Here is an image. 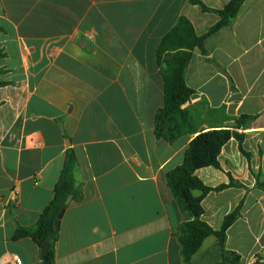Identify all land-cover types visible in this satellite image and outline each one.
<instances>
[{
	"label": "crops",
	"instance_id": "0c3cea01",
	"mask_svg": "<svg viewBox=\"0 0 264 264\" xmlns=\"http://www.w3.org/2000/svg\"><path fill=\"white\" fill-rule=\"evenodd\" d=\"M200 1L221 10L231 0ZM182 16L199 35L221 19L193 0H0V259L44 264L38 243L15 233L38 222L74 151L82 198L65 210L55 264H234L213 236L184 260L187 217L167 174L196 135L169 143L155 134L165 104L158 48ZM206 49L186 73L196 94L185 107L199 106L198 132L234 127L208 108L256 118L238 130L249 157L233 138L219 168L196 172L210 187L244 186L211 192L203 220L219 230L243 201L225 250L238 264H264V190L255 176L264 180V0H246Z\"/></svg>",
	"mask_w": 264,
	"mask_h": 264
},
{
	"label": "trees",
	"instance_id": "16d2710c",
	"mask_svg": "<svg viewBox=\"0 0 264 264\" xmlns=\"http://www.w3.org/2000/svg\"><path fill=\"white\" fill-rule=\"evenodd\" d=\"M245 1L231 0L223 9L217 10L209 8L200 0H193V3L200 5L204 12L218 14L220 21L206 33L199 35L192 21L182 16L165 35L158 48V64L164 83L165 104L155 117L156 137L159 141L172 143L186 134L196 135L185 153L183 164L167 174V182L173 196L187 217L180 227L182 255L186 262L191 261L204 242L212 236L217 239L223 257L227 256L228 260L230 256L234 257V264H238L240 259L238 255L227 252L225 244L229 228L241 216L243 201L224 218L219 230H214L203 220L205 213L203 201L211 192H220L231 187L244 188V186L231 180L229 184L210 187L196 175V172L208 167L219 168L222 150L233 138L238 141L240 151L249 157L250 154L243 148L246 134L239 133L238 130L246 129L256 117L242 115L232 118L226 114L225 106L217 110L208 108V113L211 115H220L225 120H233L234 127L198 132L201 110L199 106L186 108L185 105L196 94L186 82V73L194 52L200 50L203 55H207L206 40L222 28L232 25ZM1 32L3 29H0ZM3 56V52L0 51V58ZM2 85L5 84L0 83V86ZM77 166L78 158L74 151H70L50 205L35 225L30 227L18 225L15 233V240L31 238L42 249L46 247L47 258L51 264H55L56 243L59 239V231L55 229L57 217L62 210H66L69 201H79L82 198L75 176ZM255 176L257 187L264 190V180L261 181L258 175Z\"/></svg>",
	"mask_w": 264,
	"mask_h": 264
},
{
	"label": "built area",
	"instance_id": "2783aa9c",
	"mask_svg": "<svg viewBox=\"0 0 264 264\" xmlns=\"http://www.w3.org/2000/svg\"><path fill=\"white\" fill-rule=\"evenodd\" d=\"M0 264H25L23 259L16 254L5 255L0 259Z\"/></svg>",
	"mask_w": 264,
	"mask_h": 264
},
{
	"label": "water",
	"instance_id": "95a60500",
	"mask_svg": "<svg viewBox=\"0 0 264 264\" xmlns=\"http://www.w3.org/2000/svg\"><path fill=\"white\" fill-rule=\"evenodd\" d=\"M64 213H65V210H62V211L59 213V215H58V217H57V220H56V222H55V229H56L57 231L60 230L61 220H62V218H63V216H64ZM43 258H44V264H51L50 261H49L48 258H47V248H46V247L43 248Z\"/></svg>",
	"mask_w": 264,
	"mask_h": 264
}]
</instances>
